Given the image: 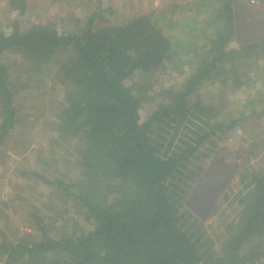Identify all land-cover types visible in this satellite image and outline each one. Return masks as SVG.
<instances>
[{
	"label": "trees",
	"instance_id": "16d2710c",
	"mask_svg": "<svg viewBox=\"0 0 264 264\" xmlns=\"http://www.w3.org/2000/svg\"><path fill=\"white\" fill-rule=\"evenodd\" d=\"M204 1L189 0L188 20L169 25L182 24L186 43L162 32L157 12L96 24L110 13L101 0L75 32L51 23L22 30L17 21L0 30V167L16 174L13 184L0 181L11 189L3 199L0 188V264H264V137L248 144L234 190L212 210L217 234L185 205L202 171L194 160L264 116V0L243 15L236 0H214L211 20ZM6 5L18 15L27 8L25 0ZM8 50L21 56L12 71L2 60ZM167 70L182 81L143 92L150 107L141 117V96L127 81ZM50 77L63 87L43 103L38 91ZM19 93L23 104L39 101L31 115ZM28 124H38L41 142L21 130ZM32 142L33 159L23 163ZM9 152L19 162L6 166ZM6 211L23 216V230L10 228Z\"/></svg>",
	"mask_w": 264,
	"mask_h": 264
},
{
	"label": "rangeland",
	"instance_id": "374dc122",
	"mask_svg": "<svg viewBox=\"0 0 264 264\" xmlns=\"http://www.w3.org/2000/svg\"><path fill=\"white\" fill-rule=\"evenodd\" d=\"M6 1L7 0H0V30L2 29L6 32L10 31V25L13 21L19 22L20 29L22 30L28 29L34 24L51 23L59 32H75L82 27L86 18L96 9L95 0H64L65 2L63 0H25L27 3L26 11L24 14L18 15L16 12H11L8 9ZM188 1L189 0H101L100 8L102 10L109 9L110 13H104L102 16L103 22L97 21L96 24H101L102 26H117L134 16L148 15L151 12H157L152 16V20L161 26L162 32L175 39H183L184 43H186L187 38L191 36L189 34L188 37L186 32H184L185 30L182 28V24L181 26L178 24L179 27L172 28V30L169 29V25L171 23L176 24V20L179 22L182 17L183 21L188 20V15H190L188 11L190 7H192L186 4ZM207 1V3L206 0L204 1V4L206 3L204 10L208 12L204 19L207 18L211 20L212 15L210 9L216 2H214V0ZM251 1H253V3H251ZM236 2H238L237 4L239 5L234 8V11H237L238 15L245 14V7L254 8L252 6L256 5L255 7H257L262 5V3L264 5V2L260 3L261 1L259 0H236ZM190 11H192V9H190ZM158 13H163V16L160 17V15H157ZM210 25L213 24L211 23ZM200 28V26H198V28L196 27V30L192 33H200ZM211 28L213 27L210 26V29ZM14 54L13 51L8 50L7 53L5 52L2 56V60L5 62L6 66L8 65L7 67L10 71L17 69L18 61L21 58L20 55ZM180 76L182 75H179L176 71L167 70L153 76L134 75L127 81V84L135 86V90H138V94L141 96L139 109L141 117H145V108L150 107L146 99L151 91H155L160 87H167L173 83H180L182 81V77ZM43 83L45 85L41 86L38 92L42 91L45 94L42 96L45 98L43 103H49L46 99H48V97L57 98V96H59L57 89L59 90L63 85L59 77H50ZM148 83L151 85L149 89L147 87ZM255 85L260 88L263 86V83L258 80ZM52 90L54 91L52 92ZM143 92L146 93L145 95L147 96H145ZM203 93L208 95L206 90H203ZM42 97L41 99H43ZM16 98L17 101L23 104L26 102L28 96L24 93H19ZM29 101V103H25L22 106H25L23 109L24 113L31 115L32 112L29 110V106L32 107V104H38L39 101L36 100V98L33 99L30 97ZM38 112L39 111H37L35 116L39 119L49 115L50 108H46L44 112L40 114H38ZM27 119H29V117ZM37 125L32 129L30 127L31 124H28L22 127L21 130L25 131L27 135L31 134L33 136L32 139L35 141L41 142V129ZM260 137H264V116L257 120L246 121L244 127L234 128L232 131L227 132L220 138V141L217 142L218 148H220L219 151H215L210 157L203 158L198 156L194 160L195 165L197 164V166H200L202 171L199 172V176L196 177L195 181L191 184L192 189L187 197L185 205L192 216L200 223L210 225L214 234H217L220 229L218 227L219 221L215 218L214 214H211L212 210L215 208L223 193L234 190L236 182L234 171H236L237 164L245 157L246 147L250 149L248 144L252 140ZM35 144L36 143L33 144L32 142V147H28L27 150L23 152L22 156H28L27 161L22 160L23 163L25 162L28 164L31 162V159H33L31 157L34 155ZM7 155L10 158L8 160L6 159V166L12 165V160L13 163L16 160L19 162L17 155H13L10 152L7 153ZM15 177L16 174L13 173L12 168L3 171V168L0 167V181L3 183L10 181L11 184H13L15 182ZM211 182L214 183V185H209ZM3 183L0 184L1 192L4 194L3 199H8L11 196V189L6 186L2 188ZM35 188L37 191H40L43 196L47 194L45 188L39 185H36ZM27 192L28 195H30V201L35 194L31 191ZM22 196L27 198V193H22ZM50 199L54 198L50 197ZM229 211L230 209H225L223 215L226 217L229 216ZM8 212L9 211H6V213ZM9 216L8 221L10 228L12 230L14 228L23 230L24 227L20 222L23 216L20 213H14ZM79 223V227L83 228L85 223L81 220ZM254 264H256V262H254Z\"/></svg>",
	"mask_w": 264,
	"mask_h": 264
},
{
	"label": "built area",
	"instance_id": "2783aa9c",
	"mask_svg": "<svg viewBox=\"0 0 264 264\" xmlns=\"http://www.w3.org/2000/svg\"><path fill=\"white\" fill-rule=\"evenodd\" d=\"M251 3H253V1H251Z\"/></svg>",
	"mask_w": 264,
	"mask_h": 264
}]
</instances>
